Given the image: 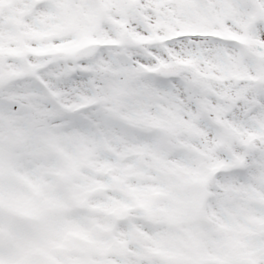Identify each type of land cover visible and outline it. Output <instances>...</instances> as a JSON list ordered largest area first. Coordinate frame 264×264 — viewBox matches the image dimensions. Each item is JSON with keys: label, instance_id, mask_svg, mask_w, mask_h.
Wrapping results in <instances>:
<instances>
[{"label": "snow or ice", "instance_id": "snow-or-ice-1", "mask_svg": "<svg viewBox=\"0 0 264 264\" xmlns=\"http://www.w3.org/2000/svg\"><path fill=\"white\" fill-rule=\"evenodd\" d=\"M0 264H264V0H0Z\"/></svg>", "mask_w": 264, "mask_h": 264}]
</instances>
